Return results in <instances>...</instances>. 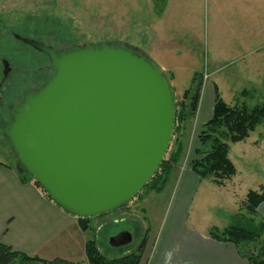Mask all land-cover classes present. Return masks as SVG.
Wrapping results in <instances>:
<instances>
[{
    "label": "rangeland",
    "instance_id": "1",
    "mask_svg": "<svg viewBox=\"0 0 264 264\" xmlns=\"http://www.w3.org/2000/svg\"><path fill=\"white\" fill-rule=\"evenodd\" d=\"M207 6L208 0H0V161L14 169L15 155L2 133L3 126L11 122L9 106L18 104L23 92L47 81L52 72L43 53L30 49L13 34L36 37L64 50L85 42L128 46L145 54L168 81L174 78L173 84L169 83L177 107L184 91L192 87L194 77V85L200 84L197 111L183 124L182 156L173 166L166 185L160 191L145 187L120 207L88 218L90 228L83 231L84 236L94 239L107 259L137 252L143 242L139 264L148 263L160 236L171 223L166 226L167 219L173 217L174 200L181 198L174 193L179 184L177 176L195 157L198 132L211 116L213 84L229 105L240 101L252 107L264 101V0H255L254 23L251 22L255 39L246 44L226 42L224 37L213 34ZM158 26L163 28L160 36L155 34ZM4 59L10 71L2 82ZM162 62L173 65L177 74L166 76ZM174 139L172 136L165 158L173 149ZM228 157L236 174L219 188L212 178L202 179L191 191L188 222L195 214L194 225L221 229L231 223L235 214L250 217L244 209L247 192L264 190V125L244 141L229 143ZM182 194L186 196L183 191ZM258 214H264V203L253 216L255 222L262 220ZM123 230L131 233V243L111 247L108 238ZM263 244L264 235L243 245L242 251L254 256ZM176 252L179 250L170 251L172 255Z\"/></svg>",
    "mask_w": 264,
    "mask_h": 264
},
{
    "label": "water",
    "instance_id": "2",
    "mask_svg": "<svg viewBox=\"0 0 264 264\" xmlns=\"http://www.w3.org/2000/svg\"><path fill=\"white\" fill-rule=\"evenodd\" d=\"M16 38L43 53L52 76L26 93L2 128L15 170L37 183L65 212L90 218L136 196L169 149L175 109L168 79L145 54L128 46L85 42L63 52ZM3 77L9 71L2 61ZM123 230L108 238L130 244Z\"/></svg>",
    "mask_w": 264,
    "mask_h": 264
},
{
    "label": "crops",
    "instance_id": "3",
    "mask_svg": "<svg viewBox=\"0 0 264 264\" xmlns=\"http://www.w3.org/2000/svg\"><path fill=\"white\" fill-rule=\"evenodd\" d=\"M254 6L255 0H208L210 31L219 38L224 37L226 42H253ZM162 15L163 13L159 18ZM155 29L158 30L155 34L160 36L158 34L163 28L158 26ZM160 64L166 76L174 77L177 74L173 65L166 62ZM172 81L174 78L169 80L170 83ZM214 87L217 86L213 84V92ZM177 180L179 184L174 193L176 197L180 194L181 198L174 200L171 213L173 217L167 219L166 226L171 223L165 228L164 235L160 236L147 264H247L231 243L216 241L208 235L211 226L194 225L195 214H191L188 222L187 204L189 206L192 202L191 191L202 181L188 166L181 169ZM258 215L264 220V214ZM84 233L78 225L77 216L62 210L32 182H20L16 170L0 161L1 243L46 260L59 258L75 264H88L84 249L87 239ZM172 249L179 252L172 255Z\"/></svg>",
    "mask_w": 264,
    "mask_h": 264
},
{
    "label": "trees",
    "instance_id": "4",
    "mask_svg": "<svg viewBox=\"0 0 264 264\" xmlns=\"http://www.w3.org/2000/svg\"><path fill=\"white\" fill-rule=\"evenodd\" d=\"M195 80L194 77L192 87L184 91L180 107H177L174 103L175 125L172 136L176 139L172 144L173 149L168 152V156L163 160L158 171L146 187L160 191L166 185L173 166L179 163L184 148L181 141L183 124L187 119L194 116L198 108L200 84L194 85ZM242 94H245V91ZM261 125H264V101L252 107L240 101H237L234 105H229L220 98L217 87H214L212 113L198 132V146L194 149L195 157L189 161V169L200 180L212 178V182L216 186H222L226 180L236 174L235 166L228 157L229 143L244 141L250 133ZM18 177L20 182H32L33 185L40 188L28 175L18 173ZM262 203H264V190H249L245 197L244 209L250 217L244 218L241 214H235L232 216L231 223L227 226L221 229L211 227L208 231V235L212 239L231 243L237 253L246 260L247 264H264V244L254 256L245 255L242 251L243 245L254 243L264 235V220L255 222L253 219V216L257 214L259 205ZM77 221L82 231H87L90 228L88 218L77 217ZM142 243L139 245L137 252L116 259H107L99 252L95 240L88 239L84 246L85 257L88 264H139L143 250ZM0 264L75 263L59 258L46 260L37 256H30L0 242Z\"/></svg>",
    "mask_w": 264,
    "mask_h": 264
},
{
    "label": "flooded vegetation",
    "instance_id": "5",
    "mask_svg": "<svg viewBox=\"0 0 264 264\" xmlns=\"http://www.w3.org/2000/svg\"><path fill=\"white\" fill-rule=\"evenodd\" d=\"M16 35L17 34H13V36L14 37H16ZM18 36H20V35H18ZM21 38H29V39H33V40H35V41H40V42H42V43H44L45 45H49V44H46L44 41H42V40H39V39H36V37H34V38H30V37H23V36H20ZM19 40V39H18ZM20 42H22L21 40H19ZM24 44V43H23ZM26 45V44H25ZM30 49H32V50H34L32 47H30L29 45H27ZM50 46H52L53 48H55V49H57L56 47H54L53 45H50ZM69 49V48H68ZM68 49H66V50H64V49H57V50H60V51H63V52H65V51H67ZM5 60V59H4ZM3 61V60H2ZM8 62V61H7ZM9 67H10V65H9ZM45 69H47V68H45ZM48 70H50L49 69V65H48ZM3 71V70H2ZM51 71V70H50ZM52 72V71H51ZM53 73V72H52ZM9 74V73H8ZM3 75V74H2ZM8 76V75H7ZM7 76L4 78L3 76H2V82L7 78ZM46 82V81H45ZM45 82H42V83H39V84H37V86L36 87H31L29 90H27V91H25V92H23V94L19 97V100H18V104H15V105H10V106H17V105H19L22 101H23V98H24V96H25V94L26 93H35L36 91H38L43 85H44V83ZM1 86V85H0ZM0 103H1V94H0ZM10 111H9V114H10V116H11V118H12V115H11V113H12V110L11 109H9Z\"/></svg>",
    "mask_w": 264,
    "mask_h": 264
}]
</instances>
